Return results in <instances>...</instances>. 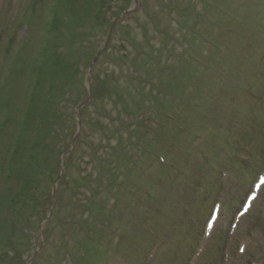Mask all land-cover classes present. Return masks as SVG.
<instances>
[{"label":"rangeland","instance_id":"obj_1","mask_svg":"<svg viewBox=\"0 0 264 264\" xmlns=\"http://www.w3.org/2000/svg\"><path fill=\"white\" fill-rule=\"evenodd\" d=\"M73 1L0 0V181L5 170L22 174L32 143L47 144L40 151L42 165L31 171L43 182L26 181L27 205L16 208L18 218L9 207L0 211V264H149L154 252L152 264H217L222 256L225 264H264V189L251 212L230 229L255 175L264 171V0H136L141 8L135 0H97L91 22L81 21L78 12L90 11L94 3L77 0L76 10ZM60 25L66 29L56 47L40 41L45 29ZM69 30L80 45L63 55ZM28 33L51 53L45 57L48 73L67 79L58 98L51 97L54 104L66 96L71 101L50 107L47 115L57 129L47 126L37 142L39 123L27 113L16 119L20 108L9 109L3 93L13 82L12 70L19 76L28 70L24 63L14 68L15 59L10 63L5 56L10 47L20 48ZM64 56H74L70 65ZM90 82L104 99L93 101L97 108L83 106ZM74 91L79 99H73L79 95ZM66 121L67 136L61 130ZM224 125L227 132L235 128L242 153L222 143ZM88 140L95 146L84 147ZM15 144L22 149L11 162L9 149ZM250 154L254 163L248 169ZM6 183H0L3 194ZM109 191L114 198L107 197ZM216 203L222 213L208 236L205 223ZM8 216L13 219L6 229ZM102 221L110 222L107 232L109 226L118 229L106 242L113 245L108 253L98 245L100 235L105 237L101 231L106 232ZM90 226H95L92 240L86 235ZM200 250L204 254L191 260Z\"/></svg>","mask_w":264,"mask_h":264},{"label":"trees","instance_id":"obj_2","mask_svg":"<svg viewBox=\"0 0 264 264\" xmlns=\"http://www.w3.org/2000/svg\"><path fill=\"white\" fill-rule=\"evenodd\" d=\"M76 1H73L74 6L76 5ZM87 0H80V2H84ZM90 2H93L94 4L92 5V8L89 11V8L85 9L84 11H79L78 13V17L80 18L81 21H84V19H86L87 21H93L96 20V14H97V10H98V6L99 3L97 2V0H90ZM203 4H205V7H209L208 3L204 2ZM77 7L76 10L80 9V6H75ZM59 11V10H58ZM57 11V12H58ZM184 12V10H183ZM218 12V11H217ZM95 15V16H94ZM186 15V13H185ZM26 20H29L28 16H25ZM51 21L56 24V22L58 21L57 16H52ZM52 24V25H54ZM25 29L28 28V25L26 23L22 24ZM21 25V27H23ZM120 25V24H119ZM79 30L81 26H76ZM82 28V27H81ZM66 29V27L64 25H60V28H56V27H48L47 30L45 29L43 32V35L39 36L40 37V41L43 39V43L46 44L47 46L50 45V42L54 43L53 46H55L56 41L59 40V36L61 35V33L63 32V30ZM27 30V29H26ZM69 35H70V39L66 45V47L63 45V47H61V51L60 53L65 55L66 52L72 50L73 48L79 47L80 43L77 42V39L75 38H71V34L74 33L76 34V32L74 30H69L68 31ZM26 37H24V39H22L20 42L22 43V45L20 46V48H16L14 50V47H10L7 50V53L5 56H9L10 58L8 59L10 61V63L12 62V60L15 59V64H14V68H20L21 63H24V66L27 65V71L23 74V72H21V76L20 73L17 74L15 73L13 70V74L10 75V77H8V79H10L13 82H6V84L8 83V85L5 87V89H3L5 92V95H8V98H6L5 100H7L6 105H8L9 109H12L13 107L16 106V108H20V113L21 115L18 116V113L13 114L16 115V119L21 120L20 118L23 117L26 114V116L29 117V119H32L33 121H36L37 123H39V127L36 130V133L34 134V139L35 141L38 140L36 138H39L41 134L47 132L46 127L48 126L50 131L55 127H57V124H54V121L51 120L52 118H50L47 114H49L51 108L53 107V105L55 106H60L61 104H68L70 103V97L66 96L64 98H59V101L57 102V104H54L53 99L51 97H57L58 98V91H62V89L66 88V86L64 84H67V79L66 77H64L62 74L60 75V73H57L56 75L52 74V72H49V69L46 67L47 65H49L48 61H45V57H48L51 53H48V51L45 52L44 47H41V49L39 48L38 43L35 41V37L32 36L31 34L28 33L25 35ZM9 37V35H8ZM42 38V39H41ZM73 40V41H72ZM7 41V40H6ZM28 41V42H27ZM27 42V44L25 43ZM86 42H88V40H86ZM203 42V41H202ZM25 43V44H24ZM5 47V46H4ZM13 48V49H12ZM47 49H49V47H47ZM81 55L83 57V60H81L80 65H84V58L86 56V53L82 50V46L81 48ZM84 52V54H83ZM140 55L143 56V52L139 53ZM147 57V56H146ZM74 58V56H64L63 60H65L67 65H70V60ZM93 58L89 59V64L92 61ZM72 61V60H71ZM80 65L76 66L75 71H77V75L79 76L77 78V85H79V87H82L81 91L83 90L84 86L81 85L80 83V79H81V75H80V71H81V67ZM23 74V75H22ZM15 76V77H13ZM43 81V82H41ZM82 81V80H81ZM93 83H94V79H93ZM14 84H17V86L14 88ZM40 84V85H39ZM54 86L57 88L56 91H53ZM11 89V90H9ZM75 94H79L78 91H74ZM81 93V92H80ZM92 94H93V98H92V102L96 101L98 98L100 100V102H103L102 96L100 94L97 93V91L94 88V85L92 84ZM80 94L79 95H73V99H79ZM98 100V101H99ZM37 102L39 103V105L37 106ZM32 103H34V105L32 106ZM51 103V104H50ZM48 104H50V106H48ZM102 104V103H101ZM91 105L94 107L95 102L88 104V107L86 108H91ZM99 106V104H98ZM51 107V108H50ZM85 108V107H84ZM95 108H97V105H95ZM99 108V107H98ZM4 110H7L9 112V110L6 108ZM100 110V109H99ZM103 110L104 106H103ZM100 114L103 115L102 117H104V111L100 110ZM64 125L66 128H64ZM64 125L61 127V130L65 129V132L63 133L65 136L68 135V129H69V123L68 121H66L64 123ZM31 127V126H30ZM57 129V128H56ZM124 129V128H122ZM122 131V130H121ZM120 133V131H119ZM108 138H110L108 136ZM107 138V139H108ZM37 142V141H36ZM88 143V146L86 145ZM40 143H32L31 145V149L29 152L30 156L26 161V167L25 165H23V170H22V174H19L18 176H14L12 175V173L9 170H5L4 173L6 174V177L4 176L0 181V183H2V181H6V182H10L9 184L6 183L5 187V194H3L2 192H0V211L4 210L6 207H9L8 209H10L11 213L14 215V218L17 219V211L16 208L23 204V205H27V201H26V196L23 197V193H22V189L25 190L26 187H28L26 185V181H29L27 183H31L33 184L32 186H36L37 184H40L43 182V178L40 177V175L35 176L31 171L32 169L35 168L36 165L41 164L42 165V156H41V152L40 151H44L42 147H47V144L45 143L44 145ZM82 144V143H81ZM93 145L95 146V143H93L92 141H87L84 144V147L86 148H90L93 147ZM50 147V146H49ZM96 148V147H95ZM22 149V147H20L19 145H12L9 149V155L8 157H10L9 160H11V162L16 158V153L18 151H20ZM94 149V148H93ZM40 156V158H39ZM7 157V160H8ZM16 161V160H15ZM8 162V161H7ZM113 181V180H112ZM111 181V184L113 183ZM10 184L12 187H10ZM105 194H107L105 192ZM107 197L109 198H114V196H112V191H109V193L107 194ZM110 201V200H109ZM14 205V207H12ZM107 203H101V205L99 206V208L101 210H105ZM85 207V212L90 213L91 210ZM7 214H9V210L6 211ZM118 213V211H117ZM116 213V215H117ZM100 214V211H99ZM115 215L114 218V222L117 220V217ZM10 218L9 220H6V229L9 226V222H11V220L13 219L12 216H8L7 219ZM110 222H111V218H107ZM97 221V220H96ZM103 222V221H102ZM110 222H106L104 221L103 223L105 224V228L104 232L106 230L105 233H103V230L101 231L103 237L100 235V242H99V246H102L100 248H102V251H104L105 253H108L110 251V247L111 244L106 243L107 241H110V238L107 239L106 238V234L109 235L110 234V229L111 226L108 227V232H107V226ZM96 226V225H95ZM95 226H90L86 233V235L88 236L89 240H92L95 233L93 231V228ZM97 227V226H96ZM76 233H70V238L75 239L76 238ZM110 236V235H109ZM68 255L72 257L73 259V254L72 252H68ZM104 255V253H103ZM75 258V256H74ZM75 264H80L78 262V260H75V262H73Z\"/></svg>","mask_w":264,"mask_h":264},{"label":"water","instance_id":"obj_3","mask_svg":"<svg viewBox=\"0 0 264 264\" xmlns=\"http://www.w3.org/2000/svg\"><path fill=\"white\" fill-rule=\"evenodd\" d=\"M96 60H97V57H95L94 59H93V61H92V63H91V66L89 67V70H88V72H89V76L91 77L92 76V66H93V64L96 62ZM91 81V80H90ZM87 89H88V93H89V97H88V100L83 104V106L84 105H86L87 103H89V101L91 100V98H92V92H91V82L89 83V84H87ZM82 106V107H83ZM77 123H78V133L80 132V127H79V125H80V122L77 120ZM77 133V134H78ZM77 134L75 135V137H74V142L76 141V139H77ZM73 142V143H74ZM74 146V144H72L71 145V147H73ZM63 173V170L62 169H60V175H59V177H58V179L56 180V182H55V184H54V187H53V194H52V198L54 197V190H55V188H56V186H57V183L59 182V180H60V177H61V174Z\"/></svg>","mask_w":264,"mask_h":264}]
</instances>
